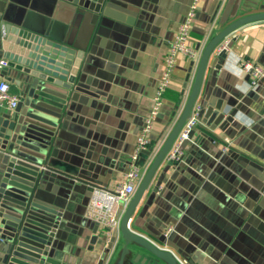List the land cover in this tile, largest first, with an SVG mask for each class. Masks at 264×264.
Returning a JSON list of instances; mask_svg holds the SVG:
<instances>
[{
  "label": "crops",
  "instance_id": "crops-1",
  "mask_svg": "<svg viewBox=\"0 0 264 264\" xmlns=\"http://www.w3.org/2000/svg\"><path fill=\"white\" fill-rule=\"evenodd\" d=\"M249 1L257 0H200L189 38L198 55L178 57L151 145L134 160L164 57L192 0H104L100 13L71 0H8L0 34L7 23L25 24L74 46L82 61L72 91L59 94L65 104H58L54 135L44 145L48 168L36 193L62 211L61 264H108L118 239L108 241L85 214L93 187H115L135 162L143 177L187 100L224 9ZM240 58L264 68V21L243 25L216 48L191 139L179 159L160 165L130 222L187 264H264V77L253 85ZM9 71L0 74L20 96ZM11 110L2 106L0 115Z\"/></svg>",
  "mask_w": 264,
  "mask_h": 264
},
{
  "label": "water",
  "instance_id": "water-1",
  "mask_svg": "<svg viewBox=\"0 0 264 264\" xmlns=\"http://www.w3.org/2000/svg\"><path fill=\"white\" fill-rule=\"evenodd\" d=\"M103 1L71 0L82 11L96 13H100ZM249 2L252 5L243 3L238 8L228 4L207 40L187 100L121 214L118 241L108 264H183L171 249L133 230L130 222L192 115L216 48L243 25L264 21V1ZM7 3L8 0H0V12L7 10ZM258 8L261 10L249 12ZM0 42V55L8 60L10 78L20 89L17 106L0 115V264H61L57 233L62 211L38 199L36 193L48 168L49 153L44 145L54 135L52 126L59 118L58 104H65L59 94L72 91L82 61L74 46L25 24H5ZM190 139L191 132L183 143Z\"/></svg>",
  "mask_w": 264,
  "mask_h": 264
},
{
  "label": "built area",
  "instance_id": "built-area-1",
  "mask_svg": "<svg viewBox=\"0 0 264 264\" xmlns=\"http://www.w3.org/2000/svg\"><path fill=\"white\" fill-rule=\"evenodd\" d=\"M200 9V0H192L183 19L177 26L174 36L164 57L163 69L157 81L153 105L145 118L144 124L138 135V142L133 159L137 160L141 151L151 145V133L153 125L162 109L165 94L170 86V81L177 64L179 56H186L194 59L197 57V50L189 43L192 27ZM224 49V48H222ZM239 65L243 72L249 74L251 83L257 85L259 80L264 77V68L250 59L240 58ZM8 66V60L0 55V72ZM20 100V96L11 92V83L0 74V107L5 106L14 109ZM200 107H194L191 117L186 121L178 137L176 138L167 157L171 160L179 159L182 154V143L189 138V134L198 123ZM142 166L135 162L126 173L125 181L118 183L113 188L104 186H94L86 205V216L106 230L108 241L118 239L120 233L121 214L127 203L134 195L138 183L141 180ZM173 228L169 227L164 236L168 237ZM183 264L186 261L181 260Z\"/></svg>",
  "mask_w": 264,
  "mask_h": 264
}]
</instances>
